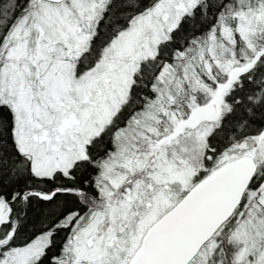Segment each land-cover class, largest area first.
<instances>
[{"label": "snow or ice", "instance_id": "6c2138e0", "mask_svg": "<svg viewBox=\"0 0 264 264\" xmlns=\"http://www.w3.org/2000/svg\"><path fill=\"white\" fill-rule=\"evenodd\" d=\"M0 264H264V0H0Z\"/></svg>", "mask_w": 264, "mask_h": 264}]
</instances>
